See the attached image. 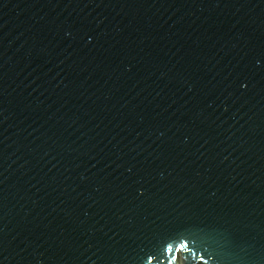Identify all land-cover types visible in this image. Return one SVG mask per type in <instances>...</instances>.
Returning a JSON list of instances; mask_svg holds the SVG:
<instances>
[{
  "label": "water",
  "instance_id": "obj_1",
  "mask_svg": "<svg viewBox=\"0 0 264 264\" xmlns=\"http://www.w3.org/2000/svg\"><path fill=\"white\" fill-rule=\"evenodd\" d=\"M0 264H264V0H0Z\"/></svg>",
  "mask_w": 264,
  "mask_h": 264
}]
</instances>
